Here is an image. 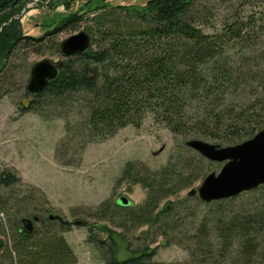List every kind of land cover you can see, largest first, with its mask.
Instances as JSON below:
<instances>
[{
  "label": "trees",
  "instance_id": "trees-1",
  "mask_svg": "<svg viewBox=\"0 0 264 264\" xmlns=\"http://www.w3.org/2000/svg\"><path fill=\"white\" fill-rule=\"evenodd\" d=\"M30 1L0 0V81L3 68L21 49H50L61 55L55 36L64 29L85 23L87 33H93L88 50L62 55L57 77L42 92H25L32 97L31 109L69 105L79 114L67 122L57 157L76 148L81 153L89 143L106 140L128 125L138 127L148 113L176 135L213 139L221 145L242 142L264 128V0H250L260 7V16L252 13L225 22L214 33L197 24L192 0H148L141 6L81 8L40 37L25 34L21 17H16ZM43 1L50 7L58 0ZM130 167L132 163L123 177H132ZM170 172L155 178L137 173L133 178L143 182L149 194L132 221H163L165 236L182 223L174 216L159 220L154 207L175 186L183 189L193 181L181 171ZM19 180L13 172L0 174L4 187ZM224 211L213 216L211 224L202 222L197 234L189 237L193 257L188 261H155L149 244L125 259L117 256L114 241L107 248L102 247L105 240L97 245L104 250L105 264H264V204L232 214ZM45 223L54 224L49 217ZM67 224L60 221L63 230ZM0 261L74 264L76 255L61 232L34 228L29 233L20 226L13 245L0 248Z\"/></svg>",
  "mask_w": 264,
  "mask_h": 264
},
{
  "label": "rangeland",
  "instance_id": "rangeland-1",
  "mask_svg": "<svg viewBox=\"0 0 264 264\" xmlns=\"http://www.w3.org/2000/svg\"><path fill=\"white\" fill-rule=\"evenodd\" d=\"M147 1L94 0L88 5L86 0H58L56 5L51 3L49 7L48 1L36 0L21 15V20L25 34L40 37L81 8L97 4L141 6ZM192 2L194 12L199 15L197 24L208 33L217 32L225 22L252 13L261 15L260 7H253L250 0ZM81 30L86 31L85 23L64 29L55 40L60 46L64 39ZM62 55L50 49L41 52L21 49L2 70L0 174L13 172L20 180L9 187L0 185V248L13 245L18 229L24 228L22 218L36 216L34 228L40 231L52 228L63 234L76 255L74 264H105L104 250L97 245L100 240H105L103 248L114 241L121 259L149 244V252L155 251L153 260L184 262L193 257L188 240L197 234L202 222L211 224L213 216L223 214L221 210H225L224 214H232L264 204V185L226 199L224 204L206 203L198 195L189 196L190 189L197 188L209 173H218L225 162L212 161L188 147L185 141L194 137L184 138L172 133L157 124L152 113H148L138 127L128 125L106 140L89 143L81 153L76 148L75 152L71 149L67 154L63 152L62 158L57 157V147L66 134L67 122H73L79 114L69 105L31 109L32 97L25 92L32 67L43 60H63ZM24 99L28 100L26 106ZM201 139L216 143L213 139ZM129 163H132L133 175L123 177ZM170 171H181L193 181L183 189L175 186L154 207L153 214H160L159 220L174 216L179 224L182 223L175 233L165 236L163 221L143 224L132 221L149 194V188L133 178L137 173L141 177L155 178ZM120 197L130 200L129 208L117 203ZM165 208L169 211L164 213ZM50 214L68 223L64 230L59 219L51 220L54 222L51 226L45 223ZM0 264L5 262L0 261Z\"/></svg>",
  "mask_w": 264,
  "mask_h": 264
},
{
  "label": "water",
  "instance_id": "water-1",
  "mask_svg": "<svg viewBox=\"0 0 264 264\" xmlns=\"http://www.w3.org/2000/svg\"><path fill=\"white\" fill-rule=\"evenodd\" d=\"M36 0L28 2L21 14L27 12V8ZM90 47V35L81 30L64 39L59 46L63 56H71L82 53ZM63 61L43 60L36 63L30 72L27 91L31 94L42 92L58 75ZM26 106L28 100L24 99ZM185 144L202 154L204 157L217 162H225L221 170L209 173L197 188L188 191L189 196L198 195L201 201L210 203L217 200L236 197L243 192L250 191L264 185V129L258 131L254 136L233 145H221L211 143L201 138H191ZM117 203L129 206L130 200L120 197ZM49 219H59L60 216L49 215ZM34 218L24 217L21 219L24 229L32 233L34 230ZM76 223H79L76 222Z\"/></svg>",
  "mask_w": 264,
  "mask_h": 264
},
{
  "label": "bare ground",
  "instance_id": "bare-ground-1",
  "mask_svg": "<svg viewBox=\"0 0 264 264\" xmlns=\"http://www.w3.org/2000/svg\"><path fill=\"white\" fill-rule=\"evenodd\" d=\"M30 6V5H29Z\"/></svg>",
  "mask_w": 264,
  "mask_h": 264
}]
</instances>
